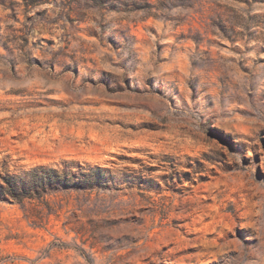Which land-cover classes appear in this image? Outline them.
Returning a JSON list of instances; mask_svg holds the SVG:
<instances>
[{
	"label": "rangeland",
	"instance_id": "1",
	"mask_svg": "<svg viewBox=\"0 0 264 264\" xmlns=\"http://www.w3.org/2000/svg\"><path fill=\"white\" fill-rule=\"evenodd\" d=\"M71 166L0 264H264V0H0V192Z\"/></svg>",
	"mask_w": 264,
	"mask_h": 264
},
{
	"label": "trees",
	"instance_id": "2",
	"mask_svg": "<svg viewBox=\"0 0 264 264\" xmlns=\"http://www.w3.org/2000/svg\"><path fill=\"white\" fill-rule=\"evenodd\" d=\"M31 5L39 0H25ZM7 186V190L0 195H8L12 199H21L26 197L25 191L30 189L35 194L40 191L43 186L49 188L77 189L87 190L94 187H102L107 183L100 167L83 168L71 166L67 170H54L45 167H36L29 171L25 176H14L3 180ZM24 194H19L18 190Z\"/></svg>",
	"mask_w": 264,
	"mask_h": 264
},
{
	"label": "bare ground",
	"instance_id": "3",
	"mask_svg": "<svg viewBox=\"0 0 264 264\" xmlns=\"http://www.w3.org/2000/svg\"><path fill=\"white\" fill-rule=\"evenodd\" d=\"M163 256V255H162Z\"/></svg>",
	"mask_w": 264,
	"mask_h": 264
}]
</instances>
